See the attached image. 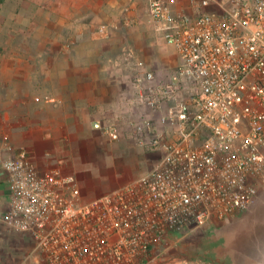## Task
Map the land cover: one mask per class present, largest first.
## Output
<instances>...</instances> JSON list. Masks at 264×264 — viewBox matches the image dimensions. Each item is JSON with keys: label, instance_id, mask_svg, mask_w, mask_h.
<instances>
[{"label": "built area", "instance_id": "obj_1", "mask_svg": "<svg viewBox=\"0 0 264 264\" xmlns=\"http://www.w3.org/2000/svg\"><path fill=\"white\" fill-rule=\"evenodd\" d=\"M192 1L193 16L177 12L178 0L149 1L151 21L180 58L168 80L152 70L132 78L129 105L154 114L93 123L103 137L124 135L156 155L145 174L84 200L65 164L40 171L28 150L0 148L5 225L28 234L44 264H161L153 248L168 232L203 228L255 202L264 184V0ZM130 13L125 6V27L136 23ZM113 28L97 34L108 38Z\"/></svg>", "mask_w": 264, "mask_h": 264}, {"label": "crops", "instance_id": "obj_2", "mask_svg": "<svg viewBox=\"0 0 264 264\" xmlns=\"http://www.w3.org/2000/svg\"><path fill=\"white\" fill-rule=\"evenodd\" d=\"M149 1L0 0V148L7 144L14 152L26 149L38 169L46 171L51 163L43 149L50 142L82 133L91 121L142 115L129 105L131 62L123 64L117 57L112 63L106 55L114 51L110 42L127 35L120 24L123 8L129 5L137 15V7ZM192 2L178 0L177 12L181 6L193 16ZM102 22L117 30L110 40L95 41L91 29ZM70 39L75 45L67 44ZM47 97L57 101L47 103ZM9 206L8 179L0 165V264H11L10 242L2 234Z\"/></svg>", "mask_w": 264, "mask_h": 264}, {"label": "rangeland", "instance_id": "obj_3", "mask_svg": "<svg viewBox=\"0 0 264 264\" xmlns=\"http://www.w3.org/2000/svg\"><path fill=\"white\" fill-rule=\"evenodd\" d=\"M130 8V14L137 22L126 27L125 40L116 37V42H110L115 46L114 51L106 55L107 58L113 60L118 57L123 64L131 62L132 70L128 69L127 73L131 81L135 75L148 70L155 71L159 81L168 80L180 65L179 55L166 43L163 29L151 21L149 3L137 7V15ZM107 24H94L91 33L95 41H107L113 37V31L117 29H113L105 39L96 34L101 26ZM74 41L72 39L67 44L75 45ZM107 46L112 48L109 43ZM126 50H131L132 56L125 57ZM138 108L142 115L135 117V120L146 119L154 114L145 107ZM43 151L49 153L51 164L48 169L63 163L77 176L84 199L94 198L134 181L158 160L156 155L124 135L119 141L103 137L93 128L92 121L82 133L64 135L61 142L52 141ZM3 203L7 204L8 198ZM5 231L2 234L7 238L5 241L10 242L11 264H18L19 260L22 264H44L28 234L8 227ZM153 252L161 264H175L192 257L208 259L216 264H264V184L259 187L257 199L249 209L224 220H213L203 228H193L182 233L168 232L153 248Z\"/></svg>", "mask_w": 264, "mask_h": 264}]
</instances>
